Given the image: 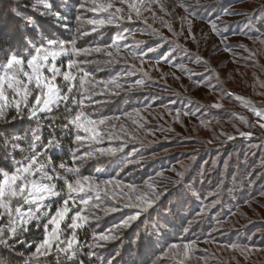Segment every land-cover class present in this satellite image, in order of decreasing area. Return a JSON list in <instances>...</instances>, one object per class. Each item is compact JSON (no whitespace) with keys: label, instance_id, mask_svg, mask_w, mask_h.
Listing matches in <instances>:
<instances>
[{"label":"snow or ice","instance_id":"1","mask_svg":"<svg viewBox=\"0 0 264 264\" xmlns=\"http://www.w3.org/2000/svg\"><path fill=\"white\" fill-rule=\"evenodd\" d=\"M217 7L219 12L207 17L206 5L200 0H176L171 8L165 0H34L31 4L10 8L18 21L20 41L0 48V122L28 121L29 127L23 135L13 133L0 137L3 160L11 162L7 167L0 166V247L19 255L23 264H45L53 256L55 264H128L124 254L131 255L133 249L138 253L142 247L160 244L165 254L180 247L173 243L163 248L167 244L165 229L174 226L173 220L187 201L201 200L200 194L193 185L185 184V172L175 169L155 172L139 185L125 182L123 177L132 169L142 167L145 157L135 145L128 150L129 144L138 137L127 132L117 133L116 122L123 116L136 127L147 128V116L159 97L149 93L141 99L137 93L158 83L152 80L153 71L165 81L164 90L170 91L169 73L163 70L165 65L182 73L189 72L191 78L190 70L173 59L177 53L205 68L208 75L195 81L197 84L216 90L212 79L215 77L218 81L219 77L208 66L209 60L200 54V45L201 42L207 45L209 38L215 37L213 44L231 53L234 45L229 43V32L232 29L223 18L241 14L222 3ZM89 12L93 15L87 16ZM145 13H151L153 23H149ZM41 20L49 21L58 31H45ZM157 20L170 37L166 38L160 29L153 27ZM176 20L179 28L174 26ZM197 21L207 25L206 33H197ZM254 21L264 23V6L260 16L247 18V32L245 28L239 32L264 45V31L254 28ZM133 22L144 24L141 34L157 38L154 46H148L146 41L129 43V38L136 35L130 27ZM85 23L91 26L87 30ZM110 28L115 33L105 38ZM189 44L195 46L196 53ZM165 48L167 51H162ZM244 51L249 52L248 59L256 55L247 48ZM149 54H157L155 60ZM129 57L138 60L140 66L132 64L113 74L121 59L127 65ZM99 71L107 74L98 77ZM138 73L142 75L133 81L131 78ZM171 75L179 79L175 73ZM220 91L226 96L234 95L223 88ZM236 99L244 97L236 96ZM133 100L138 107H133ZM120 102L132 111L119 109L121 115L105 113V109L110 111L111 105ZM161 106L172 114L171 108ZM206 107L220 109L222 106L214 103L194 110L176 109L173 120L179 122L182 117L190 116L207 126L211 120L206 119ZM244 107L257 119L255 124H249L241 117V122L250 129L258 125L264 130V105L248 103ZM119 127L123 131L124 124ZM237 132L245 141H251L254 135L252 130L237 129ZM220 135H226L227 141L237 139L223 132ZM65 151L66 156L62 155ZM17 152L21 154L20 159L16 158ZM58 154L62 156L59 161L54 158ZM190 159L195 162L196 154ZM224 163L227 166L228 161ZM216 164V160L211 161L213 168ZM85 166L87 175L82 172ZM164 171H172L178 178L169 179ZM208 171L202 167L201 177ZM213 195L216 193H209ZM218 203V199L202 202L186 225L183 218L180 220L181 229L187 234L184 239L188 242L182 246L185 255L197 252L201 242L212 243L211 239L200 241L189 237L194 226L208 217ZM117 213L121 218L116 223L98 231L106 216ZM217 223L222 221L218 219ZM208 235L212 237V233ZM109 245L119 247H113L105 255L103 250ZM18 246L24 250L18 252ZM223 247L238 250L245 256L253 251L247 245L236 243ZM139 264L164 262L149 258Z\"/></svg>","mask_w":264,"mask_h":264},{"label":"rangeland","instance_id":"2","mask_svg":"<svg viewBox=\"0 0 264 264\" xmlns=\"http://www.w3.org/2000/svg\"><path fill=\"white\" fill-rule=\"evenodd\" d=\"M23 2L31 4L34 0H24ZM175 2L176 0H165L170 8ZM200 2L206 5L205 17L210 13L219 12L218 3L241 13L223 18L232 29L229 32V43L234 45L231 53L217 48L213 44L215 37H210L207 45L203 42L200 45V54L209 60L208 66L219 77L218 81L215 77L212 79V84L217 85L216 90L213 91L209 87L197 84L195 81L203 80L208 75L205 68L191 63L188 57L177 53L173 59L177 63H183L190 70L191 78H189V72L182 73L178 68L165 65L163 70L169 73L167 87L170 89V91H165V81L159 79L158 73L151 72L152 80L158 81V83L137 93L141 99L146 98L149 93H155L159 97V101L154 104L150 109V115L147 116V128H138L132 120H125L123 116L121 121L116 122L117 133L123 135V132H127L138 137L136 141L129 144L128 150L130 151L135 145L145 157L142 167L132 169L123 177L125 182H134L139 185L155 172L175 169L185 172V184L193 185L201 196L199 201L195 199L187 201L180 209L177 218L173 220L174 226L170 225L165 229L167 244H164L163 248H167L168 244L173 243L180 247L169 250L165 254H162V245L160 244L154 247L152 245L142 247L138 253L135 252L136 256L132 257L133 261L137 260L136 264H139L140 261H147L149 258L163 260L164 264H264V195H262L264 193V130H261L258 125L250 129L240 119L243 117L249 124H255L257 118L244 105L248 103L256 106L264 105V48H260L252 39H248L246 35L239 32L240 28H245L247 32V18L261 15V6H264V0H200ZM22 6L23 4H21ZM124 7L127 8V4ZM156 11L157 15H160L158 10ZM86 15L92 16L93 14L89 12ZM145 15L149 17V23H153L151 13H145ZM177 15H179V10H177ZM0 18L3 21L8 18L12 19L8 15H3ZM40 22L45 26L49 25L46 23L49 22L47 20ZM174 26L179 28L178 20L175 21ZM84 27L87 30L91 26L85 23ZM130 27L136 35L129 38V43L146 41L148 46H154L157 38L141 34L145 27L142 22H133ZM153 27L160 29L166 38L170 37L171 34L166 28L161 27L158 20L153 24ZM253 27L264 29V23L254 21ZM51 31L58 30L51 29ZM108 31L112 35L115 33V29L112 28ZM196 31L197 33L202 31L206 33L207 25L197 21ZM81 43L83 46H87L84 42ZM239 45H243V47H239ZM188 47L193 53L197 52L194 45L189 44ZM244 48L255 52L256 55L252 59H248L249 52L244 51ZM162 51H167V48ZM149 55L155 60L157 54ZM132 64L140 66L139 61H134L131 57L128 58L127 65L121 59L120 64L114 67L113 74ZM233 70L235 72H232ZM243 71L248 73L246 77L242 76ZM172 73H175L179 79H174ZM96 74L98 77H102L107 73L99 71ZM141 75L138 73L131 79L134 81ZM220 88L234 95H223ZM236 96H242L244 99L237 100ZM171 101L175 103L172 104ZM214 103H219L222 107L220 109L207 107L204 109V113H207L206 119L211 120L207 126L201 124L197 118L190 116L182 117L179 122L173 120L176 109L191 108L194 110L197 106H210ZM161 104L171 108L172 114L170 115ZM132 105L138 104L133 100ZM113 106L116 109L128 108L131 110L123 102ZM121 123L124 124L123 131L119 127ZM237 129L252 130L254 135L251 141L239 138ZM221 132L235 135L237 139L227 141L226 135H220ZM193 154L197 156L195 162L190 159ZM212 160L217 161L215 168L211 165ZM225 160L228 161L227 166L224 163ZM205 161L209 162L208 165L204 164ZM202 167L209 169L203 177L200 175ZM164 176L169 179L178 178L172 171H164ZM209 193H216V195L209 196ZM213 199H218L219 203L211 210L208 217L194 226V231L189 237L200 241L211 239L212 243L201 242L197 245V252L185 255L182 246L188 241L184 239L187 234L183 233L180 220L183 218L186 225L188 220H191L199 211L202 202H210ZM98 214L103 216L102 211L98 210ZM120 218L119 213L106 216L100 222L101 228L98 231L116 223ZM218 219L222 223L218 224ZM143 227L144 225H141V229ZM216 228H220L221 231H214ZM209 233H212V237H209ZM230 243L247 245L253 251L245 256L241 255L238 250L223 247ZM113 247H119V245H109L107 250H103L104 254L106 255ZM205 249H207L206 253ZM128 255L125 253V261H127ZM144 255H146L145 260Z\"/></svg>","mask_w":264,"mask_h":264},{"label":"trees","instance_id":"3","mask_svg":"<svg viewBox=\"0 0 264 264\" xmlns=\"http://www.w3.org/2000/svg\"><path fill=\"white\" fill-rule=\"evenodd\" d=\"M24 0H0V17H2L3 15H8L11 16L12 19L8 18V19H4V21L1 19L0 20V48H7L9 43L15 45L18 44L20 41V33L17 31V23L18 21L11 15V13H9L10 8L14 7L15 4H19L21 6V4H25L23 2ZM29 1V0H27ZM49 23V25H44L41 23L42 27L45 29V31L48 32H52L51 29H55L50 22H46ZM3 25V26H2ZM52 26V27H51ZM74 26H75V21H74ZM86 28V27H84ZM261 31H264V29H261ZM112 36V34L109 33V31L107 30L105 33V38H110ZM256 44L259 45L260 48H264V45L260 44L258 41L254 42ZM87 46L88 44L85 43ZM243 67L245 65H242ZM246 67V66H245ZM258 68V67H257ZM238 71V70H237ZM232 72H235L234 70ZM244 73V74H243ZM242 76L246 77V75L248 74L246 71H243ZM114 105V104H113ZM113 105H111V110L109 111L108 109H105V113L108 115H112V114H116V115H120V111L119 109H116ZM139 105H134L133 107H138ZM127 111H132V109H128L126 108ZM29 127V122L28 121H16L13 122L11 124H3L2 122H0V137H4V136H11L13 133H19L21 135H23V133L25 132V130ZM48 138V133L47 130H45L44 132V139L45 142ZM65 143H67V141H65ZM22 146H23V142H22ZM3 155L4 153L2 151H0V166H4L7 167L8 164H10L11 162H5L3 160ZM62 155L66 156L67 152L65 151ZM16 158L20 159L21 158V154L19 152L16 153ZM54 158L59 161L62 156L61 155H54ZM83 174L87 175L88 174V170H87V166H85L84 169H82ZM34 235V233H33ZM90 235V234H89ZM31 238V236L29 237ZM83 238V237H82ZM24 249L22 248V246H18L17 251H23ZM135 252H137L135 249L132 250L131 255L127 256V262L129 264H132L133 260L132 257L136 256ZM125 256V254H124ZM146 255H144V260ZM125 260V257H124ZM137 260H135L136 262ZM0 262H2V264H23V259L19 256V255H13L11 252L9 251H5L2 247H0ZM45 264H55V257H51L49 260L45 261Z\"/></svg>","mask_w":264,"mask_h":264}]
</instances>
